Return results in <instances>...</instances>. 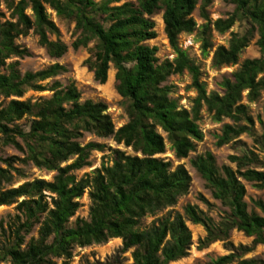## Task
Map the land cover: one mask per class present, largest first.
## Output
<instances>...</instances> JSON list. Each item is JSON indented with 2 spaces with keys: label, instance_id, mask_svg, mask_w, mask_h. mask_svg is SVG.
Returning a JSON list of instances; mask_svg holds the SVG:
<instances>
[{
  "label": "trees",
  "instance_id": "obj_1",
  "mask_svg": "<svg viewBox=\"0 0 264 264\" xmlns=\"http://www.w3.org/2000/svg\"><path fill=\"white\" fill-rule=\"evenodd\" d=\"M199 1L206 20L198 32L202 55L212 48V31L223 34L236 22L248 26L242 34L231 33L226 47L214 49L213 67L236 65L239 54L257 35L259 56L243 59L236 71L222 78L220 94L206 93L199 67L177 46L180 34H191L196 28L191 14ZM222 1L234 8L213 22L205 15L210 0H3L8 18L0 2V149L10 146L21 154L0 156V207L15 205L11 221L6 226L0 221V264H70L74 247L110 239H120L118 253L91 264H122L119 255L124 253L130 255L129 264H171L186 258L192 245L186 222L199 225L205 232L197 241L199 250L215 242L224 243L228 253L208 264H264V259L244 257L264 243V206L254 202L260 215L248 211L241 183L242 179L256 189L264 188V131L258 136L253 133L252 118L241 103L242 94L252 103L264 91V0ZM45 6L58 19L73 23L72 50L92 43L83 66L96 83L105 84L110 67L114 69V90L127 117L119 128L114 129L104 103L81 102L73 83L43 84L66 72L64 66L54 63L21 75L17 61L7 62L27 57L28 51L15 40L30 31L50 58L59 59L66 53L68 46L59 39ZM158 12L175 55L171 61L159 62L157 47L146 45L156 38L152 18ZM52 36L54 40L49 39ZM184 71L190 75V86L196 93L189 110L179 108L177 101L169 98L172 87L164 84L169 76ZM27 91H49L51 95L33 102L18 100ZM203 105L213 121L232 122L223 125L216 146L237 144L246 134L263 158L253 151H240L228 156L232 169L218 167L211 153L196 156L191 166L227 214L215 222L196 206L186 205L183 215L167 211L142 227L143 218L155 217L187 194L188 172L182 165L171 169V164L158 155L165 151L164 137L177 159L194 151V143L202 139L197 123ZM22 119L27 121L26 128L18 125ZM84 134L109 138L130 148L134 155L112 149L110 165L102 164L77 180L74 172L89 167L91 153L102 152L105 147L95 142L81 145ZM16 164H31L54 172V176L51 181L34 179L6 189L5 184L12 183L15 176L24 177ZM86 190L90 202L87 219L71 221ZM34 229L36 237L31 236ZM233 230L251 238V246L230 243Z\"/></svg>",
  "mask_w": 264,
  "mask_h": 264
},
{
  "label": "rangeland",
  "instance_id": "obj_2",
  "mask_svg": "<svg viewBox=\"0 0 264 264\" xmlns=\"http://www.w3.org/2000/svg\"><path fill=\"white\" fill-rule=\"evenodd\" d=\"M99 1V0H95ZM1 2V10L4 12L5 17L8 18V12L4 9L3 0ZM233 5L223 2L222 0H210V4L205 9V15L207 20L213 22L215 19H223L227 14L233 10ZM45 11L48 19L52 21L58 29L59 39L68 46L66 53L59 59H52L47 56L45 50L38 45V38L32 34L25 37H19L15 40V44L25 48L28 51L27 57L22 59L11 58L7 60L8 63L17 61L18 71L22 75L25 72H36L47 68L48 66L57 63L65 67L66 72L58 75L54 79L47 80L43 84L50 85L53 81H58L62 86H67L73 83L76 89L80 92V101L91 100L93 102H102L106 105V114L109 115L110 120L114 126V129L119 128L126 123L127 117L121 106V99L114 90V69L110 67L107 74V81L103 85H99L93 80L92 73H90L86 67L83 66L84 61L89 56V49L92 47L90 43L86 48H79L74 51L71 49L70 44L74 40L73 35V23H66L57 17L55 13L45 6ZM27 15H31L29 9L26 10ZM191 18L195 22L196 28L191 34L182 33L177 38V46L184 50L190 60L199 67L200 81L203 82L205 91L207 94L212 92L221 93V89L218 84L224 77H229L234 71H236L243 59H253L259 56V50L255 42L257 35L254 34L253 38L248 43V46L242 50L239 54L236 65L213 67L212 54L217 46H227L231 33L242 34L244 30L248 28L245 22H236L227 32L219 34L215 31L211 32V44L212 48L208 50L206 55H202L200 49V41L198 38V32L200 27L206 23V20L202 17L200 12V1L196 5L194 11L191 14ZM152 20L154 21V31L156 32V38L154 40L146 42L148 46L157 47L156 57L159 62L165 59L172 60L175 57L173 50L168 44V41L163 32V23L161 20V12L156 13ZM50 40H54L55 37H49ZM6 62V63H7ZM171 86L170 97L177 101L178 107L189 110L193 105V99L196 96L195 91L191 88V77L184 71L181 74L171 75L164 83ZM51 92H33L27 91L18 100L21 101H36L40 98H49ZM241 103L246 106L248 115L252 118L253 127L252 131L255 135H260L264 131L263 111H264V91L260 93L259 98L252 103H249L245 99V93L242 94ZM7 101V100H6ZM5 101V102H6ZM200 120L198 121V128L202 133V139L200 142H195V148L193 152H190L184 159H177L173 151L170 148L169 143L165 140V134L158 130L162 137H164L165 151L163 154L158 155L168 161L171 164V169H174L177 165H182L190 176L189 189L186 195L177 199L176 204L167 209H163L156 214L155 217H145L141 220V226H147L154 218L165 215L167 211L172 213H179L183 215V210L186 205L196 206L199 210L211 217L213 221L217 222L227 214V209L221 205L217 200H214L211 193L204 186V181L199 174L191 166L190 161L198 155L204 153H211L215 159V163L218 167L229 166L232 169L234 166L229 163L228 156L236 154L240 151H253L260 158L263 155L259 153L257 148L252 142V137L246 134L241 135L237 139V144H227L221 147L216 146L217 137L221 135L222 127L225 124H231L229 119H222L220 122L212 120L211 115L206 111L204 105L200 109ZM262 121V124L260 123ZM18 125L27 127V121L22 119L18 122ZM81 145L88 142H95L103 144L105 147L102 152H92L89 158L90 166L85 167L79 171L74 172L75 178L78 180L85 175H90L95 169L100 168L102 164L110 165L112 149H117L125 152L127 155H134L130 148H125L122 144L117 145L111 139H99L90 134H84L83 138L79 140ZM18 156L21 154L16 152L12 147H1L0 156ZM139 156V154H138ZM15 167L20 169L24 174L23 178L15 176L12 183L4 186V188H14L26 181H32L34 179H41L44 181H51L54 172H48L45 170H39L31 164L20 165L16 164ZM241 183L245 188L244 202L247 205L248 211H254L257 214L261 212L254 206V202L260 201L264 206V188L256 189L250 183H247L241 179ZM80 204L79 209L75 213V216L71 219L73 221L76 217L87 219L88 208L90 205L87 190L83 196L78 199ZM15 205L1 206L0 207V221L6 226L15 215ZM186 225L191 234V247L188 251L186 258L181 259L171 264H208L211 260H214L222 255H226L228 251L225 248L223 242H215L208 246L206 249L199 250L197 248V241L199 238L204 237L205 232L199 225H192L190 222H186ZM31 236L36 237V229L33 230ZM0 241L2 238L0 237ZM228 241L234 246L245 245L251 246V238L244 236L241 232L233 230L229 234ZM120 239H110L106 243L93 244L87 247L78 248L74 247L72 250V258L70 264H91L96 261H104L107 258L118 253L120 249ZM245 258H257L264 259V243L257 245L253 250L244 256ZM119 260L122 264H129L131 262L129 253L119 255ZM8 264V263H4ZM59 264V263H58Z\"/></svg>",
  "mask_w": 264,
  "mask_h": 264
},
{
  "label": "water",
  "instance_id": "obj_3",
  "mask_svg": "<svg viewBox=\"0 0 264 264\" xmlns=\"http://www.w3.org/2000/svg\"><path fill=\"white\" fill-rule=\"evenodd\" d=\"M140 156V155H139Z\"/></svg>",
  "mask_w": 264,
  "mask_h": 264
}]
</instances>
